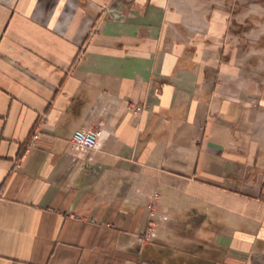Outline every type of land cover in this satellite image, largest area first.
<instances>
[{
	"label": "crops",
	"instance_id": "0c3cea01",
	"mask_svg": "<svg viewBox=\"0 0 264 264\" xmlns=\"http://www.w3.org/2000/svg\"><path fill=\"white\" fill-rule=\"evenodd\" d=\"M0 264H264V0H0Z\"/></svg>",
	"mask_w": 264,
	"mask_h": 264
},
{
	"label": "built area",
	"instance_id": "2783aa9c",
	"mask_svg": "<svg viewBox=\"0 0 264 264\" xmlns=\"http://www.w3.org/2000/svg\"><path fill=\"white\" fill-rule=\"evenodd\" d=\"M129 108H132L134 113H140L143 108L140 105L130 104ZM100 137V132L92 129H79L76 130L72 137V145L82 148L87 151H91L95 148L97 140ZM153 201L148 205L149 209V221L145 234L142 236V241H149L153 237L155 222V212L157 210L156 199H158V194H153Z\"/></svg>",
	"mask_w": 264,
	"mask_h": 264
}]
</instances>
